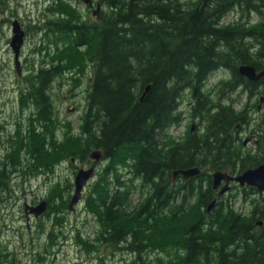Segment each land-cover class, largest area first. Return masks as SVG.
Listing matches in <instances>:
<instances>
[{
	"label": "trees",
	"instance_id": "16d2710c",
	"mask_svg": "<svg viewBox=\"0 0 264 264\" xmlns=\"http://www.w3.org/2000/svg\"><path fill=\"white\" fill-rule=\"evenodd\" d=\"M7 1L0 0V10L10 12ZM83 1L51 0L38 22L43 26L32 28L43 39L17 83L14 135L0 141V208L20 189L23 169L24 178L50 180L61 166L90 165L98 151L103 167L85 210L100 230L94 239L76 232L85 252L106 245L124 264H264V194L235 187L218 198L211 179L264 163V102L256 112L264 78L252 83L238 73L241 66L264 70V0H89L100 7L96 19L72 5ZM218 70L227 78L207 89ZM69 82L72 91L86 90L77 134L54 105V91ZM242 94L248 102L241 107L235 96ZM186 114L197 129L171 138L167 132ZM242 134L257 144L244 147ZM197 168L196 179L173 180L174 172ZM135 184L145 197L136 211L130 201ZM48 187L44 216L53 227L46 233L50 248L37 256L41 262L64 237L73 192L71 182ZM40 228L43 234L45 225ZM165 229L173 230V239L158 236ZM0 264H17L1 229ZM99 264L109 263L99 258Z\"/></svg>",
	"mask_w": 264,
	"mask_h": 264
},
{
	"label": "rangeland",
	"instance_id": "374dc122",
	"mask_svg": "<svg viewBox=\"0 0 264 264\" xmlns=\"http://www.w3.org/2000/svg\"><path fill=\"white\" fill-rule=\"evenodd\" d=\"M7 2V7L10 9V12L4 9L3 6V8L1 7L2 10H0V22H3L0 25V124L7 123L8 125L4 127L3 131L0 129V141L5 140L8 135H14L16 118L19 117V108L16 104V87L18 81L20 82L21 79H18L14 72V58L9 49L11 23L14 20H18L26 26L28 32L32 31L31 36L27 38L21 56L25 60L28 58V60L33 61V57L29 59L30 51L35 46L39 47L38 43L43 39V35L36 36L34 34L35 30L32 28H36L39 25L43 26L44 23L38 22L43 19V14L47 8L46 0H8ZM88 5L89 3H81V5L73 6L86 14ZM94 6L93 13L95 14L97 12L98 14L100 7L98 4ZM231 19L232 15L226 21H230ZM256 20L254 17L253 23H256ZM34 61L35 63H39L40 59ZM9 66L12 67V71ZM226 77L227 73L225 72L220 71L215 73L208 80L207 89L211 88L220 79ZM85 92V86L83 85L72 91L71 82L54 91V105L60 121L69 124L76 134L79 131L81 118L83 117V111L86 105ZM235 97H240L238 106L248 102V97L245 94L236 95ZM186 101L187 99L185 98L181 106L183 110H185L187 105ZM258 107L256 112L260 114L263 109V103ZM184 118L186 119L179 127L169 131L171 138L179 140L186 135L189 127L196 126V123L191 122L188 114L184 115ZM196 127L193 130L197 129ZM252 147L253 145L250 146V148ZM3 156L4 152L0 153V159ZM74 165L78 168L76 171L69 164L61 166L60 169H57V174L50 177V180H47L46 177L24 178V187L21 185L19 190L16 188L7 204L1 206L0 229L2 231V242L7 248V251L14 254L17 264H99V258L105 259L109 264H124L120 258L122 256H117L114 252V256L112 257L113 249H110L106 245L101 247L98 252L94 253L93 250L85 252L81 247H78L79 245L75 240L77 231L84 238L90 237L94 239L100 230V222L97 217L90 215L85 210L86 196L88 195L90 186L97 181L98 177L84 191L82 203L76 208V211L66 216V221L62 229L64 237L58 236L59 239H57L56 246L49 249L50 256H47L45 261L42 259L44 262H41L39 257H37L38 255H45V252H47L46 249L50 248L51 242L48 241L46 233L53 226L44 215L40 219L33 218L32 211L40 205L39 202L43 201L44 193L53 182H61L62 185L67 182L74 184L75 173L82 167L79 163H74ZM102 167H99L98 170L100 171ZM15 175H18V173L15 172ZM21 175L23 176V174ZM144 198V196L141 197L140 187L137 186L132 190L130 201L135 211ZM131 213L132 211L129 210L126 214L130 215ZM41 225H45L43 234L40 233ZM54 235H57V233H54ZM158 236L168 241L174 238L173 230L165 229L161 232L159 230ZM126 264H129V262ZM154 264L159 263L154 261Z\"/></svg>",
	"mask_w": 264,
	"mask_h": 264
},
{
	"label": "water",
	"instance_id": "95a60500",
	"mask_svg": "<svg viewBox=\"0 0 264 264\" xmlns=\"http://www.w3.org/2000/svg\"><path fill=\"white\" fill-rule=\"evenodd\" d=\"M11 34L12 38L9 42V48L14 56V66L16 69V73L18 77L22 76V69H21V51L24 46L25 42V32L22 29V26L18 20L14 21L11 24ZM239 74L241 77L248 79L252 83H258L264 78V71L257 73L255 68L249 66H243L239 69ZM151 87L148 86L145 89V92L142 95V100L147 96ZM262 101V100H261ZM89 159L93 163H98L102 159V155L100 152L95 151L90 154ZM201 171L199 169H191V170H184L178 171L173 173V177L176 178L177 176H181L185 181H188L193 178H197L200 176ZM95 177V168L94 166L90 167L89 169H80L77 171L75 178H74V192L73 196L69 205V211L74 212L75 207L79 205L82 201V196L84 189L87 185L92 181ZM212 178V188L214 191H218L222 183L224 186L220 189L218 193V197H223L226 193L230 191L231 184H237L240 188L248 187V188H255L258 193L264 194V163L255 169H250L245 171L238 176H231L227 173L216 172L211 175ZM216 200L213 201L209 207L208 212L212 210V208L216 204ZM47 203L41 202L40 205L32 211V215L35 219L41 217L44 212L46 211ZM259 226L261 224L259 223Z\"/></svg>",
	"mask_w": 264,
	"mask_h": 264
},
{
	"label": "flooded vegetation",
	"instance_id": "af4514ba",
	"mask_svg": "<svg viewBox=\"0 0 264 264\" xmlns=\"http://www.w3.org/2000/svg\"><path fill=\"white\" fill-rule=\"evenodd\" d=\"M47 3H51V0H47ZM90 7V6H89ZM91 8V7H90ZM95 15H97V12H95ZM0 25H1V22H0ZM21 25H22V27H23V30H24V32H25V35H26V38H28L29 37V32H28V30H27V28H26V26L25 25H23L22 23H21ZM30 62V60H28V58H26V60L25 59H22V70H23V73H25V76H27L28 75V73H29V68H30V65L28 64ZM21 81H22V79H21ZM24 112V111H23ZM24 117V116H23ZM8 124L7 123H5V126H7ZM1 128V127H0ZM4 150V148H0V152L1 151H3ZM23 152H24V150H23ZM24 166V165H23ZM82 167H87L86 165H83ZM98 165H96V174L98 173ZM21 174H23V176L21 175V177H20V182H21V185H23V187H24V169H23V172L21 173ZM23 177V178H22Z\"/></svg>",
	"mask_w": 264,
	"mask_h": 264
},
{
	"label": "bare ground",
	"instance_id": "6f19581e",
	"mask_svg": "<svg viewBox=\"0 0 264 264\" xmlns=\"http://www.w3.org/2000/svg\"><path fill=\"white\" fill-rule=\"evenodd\" d=\"M241 67H243V66H241ZM262 71H264V70H262ZM262 71H261V72H262ZM143 100H144V99H143ZM143 100H142V97H141V100H140V101H143Z\"/></svg>",
	"mask_w": 264,
	"mask_h": 264
}]
</instances>
